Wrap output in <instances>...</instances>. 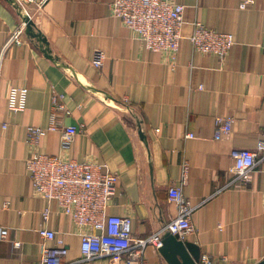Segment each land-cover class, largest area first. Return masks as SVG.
<instances>
[{
    "label": "crops",
    "instance_id": "1",
    "mask_svg": "<svg viewBox=\"0 0 264 264\" xmlns=\"http://www.w3.org/2000/svg\"><path fill=\"white\" fill-rule=\"evenodd\" d=\"M113 1L28 5L51 53L65 65L59 66L26 32L21 44L4 49L23 19L0 0V229L9 232L0 237V264H39L40 225L64 239L66 263L125 264L114 255L81 259L80 229L56 202L43 220L48 202L35 192L26 165L35 149L117 173L108 212L130 216L134 238L167 232L177 215L168 189L180 183L187 162L183 190L196 209L195 231L184 240L199 245L201 264L203 258L211 264L264 260V159L251 182L229 185L232 150H256L264 129V0H251L244 8L245 0H174L185 5L175 62L148 51L113 16ZM197 22L233 34L224 60L193 48L189 38ZM98 52L100 66L94 63ZM11 86L28 88L22 112L7 107ZM227 116L234 119L231 133L216 139L217 120ZM53 122L58 128L37 145L27 142L29 126L47 128ZM68 126L79 133L64 146ZM145 257L147 264H168L152 245Z\"/></svg>",
    "mask_w": 264,
    "mask_h": 264
},
{
    "label": "built area",
    "instance_id": "2",
    "mask_svg": "<svg viewBox=\"0 0 264 264\" xmlns=\"http://www.w3.org/2000/svg\"><path fill=\"white\" fill-rule=\"evenodd\" d=\"M15 1L24 14L31 18L28 5L36 4L42 7L46 0ZM250 2L251 0H245L241 8ZM110 9L113 16L119 18L148 51L162 53L175 62L182 38L184 4L174 0H114ZM25 26V21L22 20L19 27L11 33L4 49L23 42ZM189 39L196 51L215 55L220 60L227 57L234 44L232 33L211 29L199 22L195 24ZM102 57L98 52L95 65H101ZM27 95L28 88L11 86L7 92L8 109L15 113L24 111ZM54 104L57 108H64L57 100ZM233 122L231 116L218 118L215 138L229 136ZM57 128L54 122L47 128L29 126L27 142L35 146L48 131H55ZM78 133L79 130L75 126L66 127L62 133L63 145H68ZM187 137L193 138L194 134L188 133ZM231 156L233 165L230 172L233 178L229 185L251 182L252 171L258 161L264 159V129L261 131L256 150L234 149ZM26 165L35 192L48 202L42 213L43 220H48L50 206L56 202L60 212L68 216L80 229L81 259L114 255L124 258L125 264H147L146 248L152 245L159 251L163 245L161 233L134 238L131 217L108 212L111 198L117 188V173L110 170L102 172L103 166L99 163L65 159L62 155L43 154L36 149L31 151ZM188 174L189 164L186 162L180 183L168 189V200L177 206V215L165 227V231L178 235L183 240L195 231L192 214L196 206L183 190ZM37 230L42 238L39 264H70L66 263L69 249L64 239L44 225H40ZM8 233V228L0 229L1 238H6ZM48 242H52V245ZM14 244L15 247L20 246V242ZM207 260L203 258L205 264L209 263Z\"/></svg>",
    "mask_w": 264,
    "mask_h": 264
},
{
    "label": "water",
    "instance_id": "3",
    "mask_svg": "<svg viewBox=\"0 0 264 264\" xmlns=\"http://www.w3.org/2000/svg\"><path fill=\"white\" fill-rule=\"evenodd\" d=\"M18 11L19 15L25 21V32L30 38L36 39L40 43L41 50L49 59L58 64L65 66L59 62L48 47V42L45 36L37 30L34 20L24 14L20 6L15 0H7ZM140 136L146 139L145 134L140 131ZM163 245L159 249L160 254L164 257L168 264H201L202 254L199 245L189 240H183L178 235H174L167 231L162 238ZM211 264V263H207ZM264 264V260L256 263Z\"/></svg>",
    "mask_w": 264,
    "mask_h": 264
}]
</instances>
